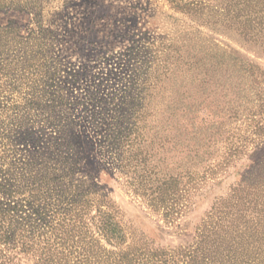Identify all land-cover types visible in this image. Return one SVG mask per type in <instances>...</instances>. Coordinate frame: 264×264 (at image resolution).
<instances>
[{
    "label": "trees",
    "instance_id": "trees-1",
    "mask_svg": "<svg viewBox=\"0 0 264 264\" xmlns=\"http://www.w3.org/2000/svg\"><path fill=\"white\" fill-rule=\"evenodd\" d=\"M172 1L187 13L205 14L208 8L209 16L238 24L244 41L264 53V0ZM35 2L0 0V11L29 10ZM44 31L23 36L15 22L0 26V113L35 109L32 121L41 122L38 129L13 134L11 142L22 141L28 157L20 151L16 156L14 143L0 145V264H264V218L244 221L241 229L223 221L205 226L200 240L188 248L124 247L125 226L81 164L89 143L64 110L70 102L62 78L75 81L80 71L64 69L51 55L46 38L54 31ZM139 50L134 45L128 53L131 72L123 77L124 91L115 93L120 105L113 104L122 114L114 113L115 124L100 133L99 151L110 153L125 169L154 158V144L173 143L182 164L178 177L191 167L192 181L199 185L221 164L214 163V156H221L215 144L229 132L232 119L264 114V69L199 31L165 40L148 56H139ZM88 98L96 108L104 103L97 92ZM99 114L89 115L96 129ZM256 156L248 159L250 169L232 189L239 202L214 197L213 210L260 204L264 161ZM6 159L11 162L5 169ZM95 205L91 220L96 225H88L84 216Z\"/></svg>",
    "mask_w": 264,
    "mask_h": 264
},
{
    "label": "rangeland",
    "instance_id": "rangeland-1",
    "mask_svg": "<svg viewBox=\"0 0 264 264\" xmlns=\"http://www.w3.org/2000/svg\"><path fill=\"white\" fill-rule=\"evenodd\" d=\"M34 1L36 6L29 10L13 7L1 10L0 26L15 22L23 36L43 29L46 34L54 31L53 37L46 38V43L52 46L51 55L58 57L64 69L80 71L81 76L75 81L62 78V87L70 102L64 110L77 122L76 131L90 145L85 144L83 148L81 164L85 172L92 175L98 191L109 199V209L125 226L128 239L124 247L147 243L150 247L166 250L188 248L200 240L205 226L220 225L223 221L225 225H239L241 229L244 221L256 223L264 218L262 195H258L260 204L257 206L248 203L241 210L231 206L221 211L213 210L214 197L239 202L232 189L250 169L246 164L250 163L251 156L257 155L264 161V114L253 116V120L244 116L232 119L229 132L218 137L215 144L221 156L215 155V162L212 161L221 164L199 185L192 181L191 167L186 168L182 178L178 177L182 164L173 143L165 148H157L154 144V158L139 166L134 161L125 169L117 167L110 153L99 151L100 133H106V129L115 124L114 113L122 114V109L116 110L113 104L119 106L121 103L120 95L115 93L126 88L123 77L131 72L128 53L134 45L139 46V56H148L165 40L175 39L185 31H199L202 37L241 58L254 60L264 69V53L244 41L238 24L233 26L221 17L209 16L208 8L205 14L187 13L172 0ZM153 43L155 45L148 47ZM95 92L104 100L99 108L93 105L90 100L93 98H88ZM136 94L137 91L132 95ZM92 111L100 113L97 129L89 116ZM35 113V109L0 113V133H3L0 145L5 148L14 143L16 156L20 151L28 157L29 152L22 151V141H11L16 132L41 127V122L32 121ZM142 123L139 122L140 126ZM143 130L140 129L141 133ZM32 148L30 144L29 149ZM91 156L96 157L97 163H92ZM9 162L11 159L5 160V169ZM97 205L86 211L84 219L88 225H96L91 217Z\"/></svg>",
    "mask_w": 264,
    "mask_h": 264
}]
</instances>
